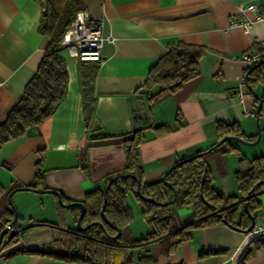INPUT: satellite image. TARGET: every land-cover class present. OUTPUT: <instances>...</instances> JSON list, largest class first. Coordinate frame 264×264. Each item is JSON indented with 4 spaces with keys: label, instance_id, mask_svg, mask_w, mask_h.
Returning a JSON list of instances; mask_svg holds the SVG:
<instances>
[{
    "label": "crops",
    "instance_id": "crops-1",
    "mask_svg": "<svg viewBox=\"0 0 264 264\" xmlns=\"http://www.w3.org/2000/svg\"><path fill=\"white\" fill-rule=\"evenodd\" d=\"M250 2L258 12H264V0H0V122L18 101L47 48L49 40L39 31L46 7L53 5L62 13L70 5H76V13L85 9L91 24L102 21L101 33L115 37L113 43H105L101 49L89 121L82 97L80 62L70 58L65 49L60 52L70 70L68 91L35 135L15 138L1 150L0 182L4 194L33 180L36 165L48 149H76L77 167L52 168L44 172V178L48 188L58 190L71 201H83L86 192L125 166L124 135L141 118L171 128L145 131L139 151L146 181L161 178L178 160L215 143L217 121L238 123L252 140L260 131L256 144L234 143L238 151L226 153L219 148L206 156L214 186L225 197L240 196L234 178L239 158L264 154V116H259L258 127L256 116L245 114L246 110L255 111L256 103L247 87L240 85L247 68L241 57L262 47L264 20L254 21L248 32L230 21L253 20L254 11L243 14L238 10L239 3ZM179 42L207 48L200 60V75L183 83L174 93L148 104L138 88L167 48ZM255 91L264 97V85H256ZM91 132L98 138H90ZM104 133L111 137H102ZM84 164L89 165L88 169H83ZM38 196L28 190L12 195L20 225L44 220L67 224L68 217L75 224L73 212L66 208L67 211L61 212L55 197L47 200L50 208L46 213L43 210L46 204ZM259 200L256 222L264 217V193ZM127 201L133 213L135 209L140 211L133 196H128ZM175 211L178 223L191 220L190 208L182 206ZM133 219L128 239L136 238ZM57 237L56 228L34 226L26 236L18 237L15 246L25 250L51 247L61 252ZM145 249L156 257L158 264H264V240L248 243L245 232L222 222L193 229L190 238L173 252L168 253L161 242L149 244ZM144 252L143 248H134L135 261ZM0 264L92 263L19 251L0 255Z\"/></svg>",
    "mask_w": 264,
    "mask_h": 264
},
{
    "label": "trees",
    "instance_id": "trees-1",
    "mask_svg": "<svg viewBox=\"0 0 264 264\" xmlns=\"http://www.w3.org/2000/svg\"><path fill=\"white\" fill-rule=\"evenodd\" d=\"M76 10V5H70L62 13H59L53 5L45 8L39 31L47 36L49 42L18 101L10 108L6 118L0 122V153L11 140L24 136L31 127H35L37 130L44 120L55 113L65 97L69 88L70 70L64 56L60 53L64 50L60 41L74 20ZM206 52L207 48L200 45L182 42L171 44L149 69L147 78L138 88V92L145 97L148 104L174 93L183 83L200 75V60ZM85 62H80L79 72L86 120L89 121L93 114L90 97L99 64L97 61L92 64ZM249 68H246L245 71L248 85L253 89L258 84L264 85V63L250 72ZM253 100L255 103L258 102L255 97ZM149 128L171 130L166 124L156 126L151 121L138 118V122L134 121L132 130L124 135L126 137L122 142L125 166L120 171L108 174L103 180V184L85 193L83 203L86 206V211L81 219V224L86 225L89 222L100 221L103 223L105 231L97 224L86 230H79L75 226H68L60 221H36L39 223L36 226H50L58 229L56 242L62 247L61 252L54 251L51 247L25 250L15 246L19 240L18 237L5 242V235L0 245V255L7 256L19 251H27L54 254L67 260L92 264H158L156 257L145 249L154 242H161L168 253L173 252L190 238L193 229L222 222V218L227 221L226 225L229 227L245 232L244 230L250 224V219L243 209V204L246 202L249 211L256 216V210L260 206L259 195L264 193V184L253 190L256 183L264 179V154L252 158L241 155L239 158L234 178L240 196L225 197L214 186L213 175L206 161L207 154L171 169L166 174L165 180L161 177L157 180L146 181L143 177L139 147L144 140L145 131ZM215 131L217 140L225 135H235L252 140L245 135L241 126L236 122L217 121ZM92 132L89 137L98 138ZM102 137L109 138L111 136L104 133ZM219 148H224L226 153L238 151L234 142L229 140L222 143L217 149ZM42 161V159L38 161L34 178L27 184L28 186L48 188L44 178L45 171L42 170ZM88 166V164H84L83 169H88ZM118 173L135 175L141 184V195L153 198L156 202L147 201L138 194L136 180L133 177H119L114 180L106 192V205L103 213L104 218L121 228L120 235L112 237L117 231L104 222L101 209L104 201L103 188L110 178ZM170 186L175 187L177 192V198L173 203H169L173 197ZM4 189V185L0 182V232L13 218V211L7 199L8 191L4 194ZM130 195L138 202L141 216L148 226L147 233L140 238L128 239L127 237L129 224L133 219V212L127 201V197ZM54 197L58 209L64 212L66 209L59 205L56 196ZM62 198L64 202L71 201L63 195ZM157 202H166L167 204L160 205ZM182 206L191 209V220L178 223L175 210ZM68 210L73 212L74 222H76L80 209L74 206ZM218 214H221V218H218ZM256 240L264 239H254L249 243ZM6 248L8 250H5ZM134 248L145 250L137 261L132 254Z\"/></svg>",
    "mask_w": 264,
    "mask_h": 264
},
{
    "label": "water",
    "instance_id": "water-1",
    "mask_svg": "<svg viewBox=\"0 0 264 264\" xmlns=\"http://www.w3.org/2000/svg\"><path fill=\"white\" fill-rule=\"evenodd\" d=\"M261 63H264V59H261L260 61H258L257 63H255L253 66H251L249 68V72L251 70H253L255 67H257L258 65H260ZM246 74L244 75V84L245 86L247 87V89L249 90L250 94L253 95V97L257 98L258 99V102L254 105L255 107V113H256V123H257V126L259 127V123H258V119H259V111L262 107V104H264V98L260 97L255 89L251 88L249 85H248V82L246 81ZM27 135L31 136V135H35L36 134V128L35 127H31L30 129H28ZM259 138H260V131H258L257 133V137L254 139V140H248V139H245V138H242V137H239V136H235V135H225L223 137H221L220 139H218L215 143H213L212 145H210L209 147H207L206 149L202 150V151H199L193 155H190V156H187L183 159H180L178 160L177 162H175L174 164H172L171 166H169L164 172H163V175H162V179L165 180V176L166 174L173 168L185 163V162H188L196 157H199V156H203V155H206L208 153H210L211 151L217 149L222 143H224L225 141H236V142H239V143H242V144H246V145H253V144H256L258 141H259ZM79 164V161H78V152L76 149H48L44 155V158H43V161H42V170L46 171V170H49V169H52V168H66V167H77ZM133 177L135 180H136V189H137V192L139 195H141L140 193V181L139 179L135 176V175H132V174H129V173H118L114 176H112L110 178V180L106 183V185L104 186L103 188V195H104V201H103V206H102V209H101V216L103 217V220L105 223L111 225L117 232L115 235H113L112 237H118L121 233V228L116 226V225H113L112 223H110L106 218H104V208H105V205H106V192L108 190V188L110 187V185L112 184V182L114 180H116L117 178L119 177ZM262 184H264V179L258 181L256 183V185L253 187V190L256 189L257 187H260ZM172 188V191H173V197L172 199L169 201V203H173L175 202L176 198H177V192H176V189L175 187L173 186H170ZM24 190H28V191H34V192H37V193H50L54 196H56L57 198V202L59 205H61L62 207L68 209V208H71V207H78L80 209V213L76 219V228L79 229V230H86L88 227L94 225V224H97L99 226L102 227V229L105 231V228H104V225L102 222L100 221H93V222H90L88 224H86L85 226H83L81 224V219L83 217V215L85 214V211H86V206L85 204L82 202V201H70V202H64L63 201V198H62V194L56 190V189H53V188H35V187H31V186H28V185H23V186H17V187H14L12 188L8 194H7V199H8V202L9 204L11 205V208H12V211H13V218L5 225V227L1 230L0 232V245L2 243V240L4 238V236L6 235V239H5V242H9L11 239H13L14 237H18L19 234L24 231V233L22 234V236H26L28 234V230L36 225H38L39 223H37L36 221L34 222H30V223H26V224H23V225H20V223H18L19 219H20V216L18 215V210L15 206V204L13 203V200H12V195L17 192V191H24ZM201 194V197L203 199V195H202V192L200 193ZM142 196V195H141ZM145 200L147 201H150V202H156L153 198H150V197H145V196H142ZM158 204L160 205H165L167 204L166 202H163V203H159L157 202ZM243 209L244 211L247 213L249 219H250V224L249 226L244 230L245 233H248L252 227L254 226V224L256 223V216H254L248 209V206H247V203L245 202L243 204ZM218 218H221V214H218ZM222 222L224 224H227V221L222 218ZM5 244V243H4ZM3 244V245H4Z\"/></svg>",
    "mask_w": 264,
    "mask_h": 264
},
{
    "label": "built area",
    "instance_id": "built-area-1",
    "mask_svg": "<svg viewBox=\"0 0 264 264\" xmlns=\"http://www.w3.org/2000/svg\"><path fill=\"white\" fill-rule=\"evenodd\" d=\"M238 10L241 13H245L247 10L255 12L254 19H231V25L239 26L245 32H248L254 21L264 20V12H258V9L254 3H239ZM103 22L100 21L95 25L90 23L89 13L85 9L77 11L74 20L70 27L66 30L63 38L60 41L61 47H63L70 58L82 61H97L99 64L102 61L101 49L105 43H113L115 37L111 34L103 35L101 33V27ZM262 47L254 52L244 53L241 57L246 67H251L261 59H264V40H261ZM245 87L244 78L240 84ZM241 97L244 92L241 90ZM246 115H256L255 111H245ZM260 116H264V104L259 111ZM246 239L248 243L254 239H264V217L260 222H256L252 229L246 233Z\"/></svg>",
    "mask_w": 264,
    "mask_h": 264
},
{
    "label": "rangeland",
    "instance_id": "rangeland-1",
    "mask_svg": "<svg viewBox=\"0 0 264 264\" xmlns=\"http://www.w3.org/2000/svg\"><path fill=\"white\" fill-rule=\"evenodd\" d=\"M234 143L239 144V145H243L242 143H239V142H236V141H234ZM210 153H208L207 155H209ZM31 192L34 193L35 195H39L38 197H42L44 203L46 204L44 206L43 210L46 213H48V207L50 208V205L47 204V200L48 199H53L54 196L52 194H50V193H37V192H34V191H31ZM38 209L41 210L42 208L39 206ZM34 211L36 212L35 209H34ZM133 214H134V219H133V223L131 225H132V227L135 228L134 236L136 238H140V237L144 236L147 233V231H148L147 229L148 228L146 227V224H145L146 222L143 220V218L141 216V212L139 210L135 209ZM66 225H68V226H76L75 224H73V222L71 220V217H68V221H67ZM133 255H135V254L133 253Z\"/></svg>",
    "mask_w": 264,
    "mask_h": 264
},
{
    "label": "flooded vegetation",
    "instance_id": "flooded-vegetation-1",
    "mask_svg": "<svg viewBox=\"0 0 264 264\" xmlns=\"http://www.w3.org/2000/svg\"><path fill=\"white\" fill-rule=\"evenodd\" d=\"M83 202V201H82ZM90 223V222H89ZM88 224V223H87ZM75 225H76V222H75ZM83 226H85V225H83ZM24 233V231H22L20 234L22 235ZM19 234V236L18 237H20L21 235ZM76 250H78V249H76Z\"/></svg>",
    "mask_w": 264,
    "mask_h": 264
}]
</instances>
